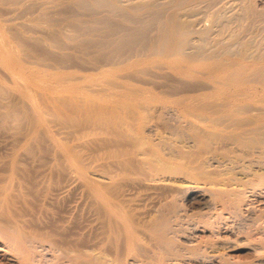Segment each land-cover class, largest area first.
Instances as JSON below:
<instances>
[{
	"label": "bare ground",
	"instance_id": "bare-ground-1",
	"mask_svg": "<svg viewBox=\"0 0 264 264\" xmlns=\"http://www.w3.org/2000/svg\"><path fill=\"white\" fill-rule=\"evenodd\" d=\"M40 7L60 51L44 60L109 77L57 81L109 100L124 125L139 121L135 136L155 162L147 183L171 190L149 208L143 248L127 231V264H264V209L254 203L264 201V0H0L4 119L15 22ZM12 234L0 228V264L72 261ZM97 251L89 264L115 263Z\"/></svg>",
	"mask_w": 264,
	"mask_h": 264
},
{
	"label": "rangeland",
	"instance_id": "rangeland-1",
	"mask_svg": "<svg viewBox=\"0 0 264 264\" xmlns=\"http://www.w3.org/2000/svg\"><path fill=\"white\" fill-rule=\"evenodd\" d=\"M43 9L15 22L23 30L16 40L10 119L2 118L9 77L0 69V228L32 251L44 248L47 259L53 253L64 262L70 256L69 264H89L90 253L99 250L115 258L113 264H127V231L141 249L149 208L171 190L147 183L155 162L152 147L135 136L139 121L124 125L123 111L109 100L69 92L57 81L69 73L90 86L94 80L86 76L108 75L49 65L48 56L60 51ZM261 200L254 203L264 209Z\"/></svg>",
	"mask_w": 264,
	"mask_h": 264
}]
</instances>
